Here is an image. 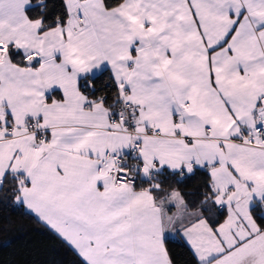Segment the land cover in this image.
<instances>
[{
  "label": "snow or ice",
  "instance_id": "6c2138e0",
  "mask_svg": "<svg viewBox=\"0 0 264 264\" xmlns=\"http://www.w3.org/2000/svg\"><path fill=\"white\" fill-rule=\"evenodd\" d=\"M0 264H264V0H0Z\"/></svg>",
  "mask_w": 264,
  "mask_h": 264
},
{
  "label": "trees",
  "instance_id": "16d2710c",
  "mask_svg": "<svg viewBox=\"0 0 264 264\" xmlns=\"http://www.w3.org/2000/svg\"><path fill=\"white\" fill-rule=\"evenodd\" d=\"M3 215L12 219V231L0 233V259H12L14 251L39 244L42 247L57 248L58 245L50 234L40 230L28 216H21L18 211L4 209Z\"/></svg>",
  "mask_w": 264,
  "mask_h": 264
}]
</instances>
